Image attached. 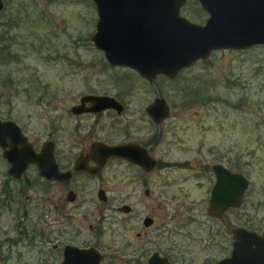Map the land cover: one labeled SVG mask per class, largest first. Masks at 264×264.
<instances>
[{
	"label": "rangeland",
	"instance_id": "1",
	"mask_svg": "<svg viewBox=\"0 0 264 264\" xmlns=\"http://www.w3.org/2000/svg\"><path fill=\"white\" fill-rule=\"evenodd\" d=\"M3 1L0 36H4L2 44L10 47L14 57L0 64V120L17 123L40 152L48 140H72L74 122L68 110L81 93L134 94L138 104L154 96L163 98L171 114L161 123L160 151L172 168L148 176L152 183L148 187L150 197L142 191L130 198L131 203L135 202L138 219L133 224L138 229L129 231V236L122 226H117L115 232L108 231L106 206L86 191L97 188L99 181L82 180L86 188H81L82 207L73 223L76 227H68V234L61 235L64 229L60 223L47 222L53 216L49 215L57 212L44 203L35 167L27 172L32 190L17 195L16 189L21 186L12 183L14 200L11 207L3 208L2 191L4 185H10V165L0 149V264H61V250L54 251L53 246L67 241L101 250L105 255L102 264H138L137 257L126 259L125 252L130 254L133 248L122 249L123 237L136 239V233L143 232L146 216L156 219V229L162 226L164 217L173 210L171 191L191 186L186 181V165L177 164L189 158H207L211 164L220 158L226 162L239 158L236 166L250 182L241 213L264 230V46L220 50L207 62L197 61L181 71L176 78L160 75L151 83L135 71L111 67L104 52L96 48L91 40L98 23L93 0ZM181 13L199 25H205L209 18L198 0H187ZM60 125L66 135L59 133ZM148 127L146 124V130ZM122 136L123 132L111 131L112 139L121 140ZM124 168L117 163L104 177V185L112 194L109 197L118 206L124 199L118 194ZM204 197L206 187L191 197L199 201V210H203L200 203ZM91 226L100 228V234L92 233ZM76 228L80 235L75 236ZM156 229L149 230L154 238ZM20 232L26 233L23 238ZM174 237L184 240V235L171 231L162 234L159 242L164 252L174 250ZM136 244L139 246V242ZM172 254L180 262L181 257H176L175 251ZM196 254L193 262L201 264L204 255Z\"/></svg>",
	"mask_w": 264,
	"mask_h": 264
},
{
	"label": "flooded vegetation",
	"instance_id": "2",
	"mask_svg": "<svg viewBox=\"0 0 264 264\" xmlns=\"http://www.w3.org/2000/svg\"><path fill=\"white\" fill-rule=\"evenodd\" d=\"M110 66L113 67L112 65ZM127 69L135 71L130 68ZM137 74L140 75L139 73ZM135 96L137 95L109 94L106 92H85L79 94L78 102L70 108V111L68 110L69 114L67 113L68 117L74 122L72 140L70 142L48 140L44 143L40 152L35 150V147L29 142L28 137L22 132L18 124L12 121L21 129L28 143L33 146V150L37 154L42 152L45 145L52 144V153L57 165L56 171L59 174V178L48 179L41 176L38 167L34 164L28 166L21 178H16L10 174L11 165L4 157V150L0 147L3 158L10 165L7 176L10 185L7 188L4 185L2 191V195L5 196L4 200H2L3 208L11 207V203L14 200L15 190H13L12 183L21 186L20 188L15 187L17 188V195H23L25 192L32 190L33 182L28 178L27 172L30 168L35 167L42 182L44 203H46L48 209L54 208L57 212L49 215L53 216L48 217L47 222L49 224L60 223L64 229L63 231L60 230L62 231L61 235L68 234V227H76L73 223L74 221L76 222V217L81 210L82 191L86 188L84 184H81L82 180L99 181L97 188H87L86 191L92 192L90 195L97 197L106 206V211L109 213V232H115L117 226L118 228L121 226L123 229L125 228L127 236L130 234L129 231L137 230L138 227L133 224V220L138 219L135 202L131 203L129 201L130 198L141 194L142 191L145 196L150 197L151 190L148 187L152 183L147 180L148 176L161 170L171 169L172 166L170 162L165 161L161 156L160 147L163 137L160 130L161 124H158L148 113V108L154 105L158 97L154 96L149 102L138 104ZM93 98H111L116 101V104L112 108H105L98 102L94 103ZM139 105H141L140 108H138ZM75 112L80 113L77 114ZM146 124L149 125V130H146ZM62 126L58 127V131L65 134L61 132ZM155 127L159 129L158 132L153 130ZM114 130L119 133L123 132L121 140L111 138V131ZM133 132L137 133V135ZM98 144L107 147L124 146L132 150L131 154L137 155L140 149H143L150 159L155 161L156 165L150 171H147L131 155L130 157L121 158L110 157L106 160L103 167H100L98 164L99 158L94 151V147ZM238 160L239 158L226 162L223 158H220L211 164L207 158H189L185 163L177 162V164L186 165V170L188 171L186 181L191 182L189 184L192 187L189 185V188L187 187L186 189L184 186H180L171 191L173 210H171L172 213L169 216L167 213L164 217L162 226L156 229L158 225L156 219L146 216L142 224L144 227L143 232L136 233L135 241L127 236L123 237L122 249L125 251L133 248L132 253L125 252L126 259L137 257V259H140L138 264H148L149 260L157 254L161 258L166 259L168 264H195L193 262L195 260L194 255L197 256L196 252H201L204 255V260L201 264H219L232 258L235 249L234 245L237 242L236 231L238 229H245L263 235L264 230L257 228L251 218L247 215L243 216L241 213L248 190L245 192L243 202L239 207L233 206L222 212L215 210L213 207L212 198L218 182V171H223L222 169L229 171L230 175H233L231 178L234 179L231 182L232 187L234 191L237 190L238 184L235 182V176L243 175L240 172V168L236 166L239 163ZM117 163H122L125 166L121 179L122 190L118 193L124 198L121 206L114 204L112 198L109 197L112 196L110 190L104 185L106 171ZM99 167L100 169L97 172ZM203 187H206V197L200 203L203 206V210H199L197 208L199 201L191 197L194 192ZM81 188L83 189L82 191ZM84 202L87 203V200ZM26 212L27 210L24 213ZM54 214L58 215V220L54 219L56 216ZM90 229L93 230L92 233H97V235L101 232L100 228L94 229L91 226ZM152 229H156L154 233L157 234V238L150 235L149 230ZM170 231L175 235H184V240L180 242L178 238L174 237V244L176 245L173 248L174 250L164 252L160 246L159 239L162 234ZM20 234L21 238H23L26 233L20 232ZM77 235H80V232L76 228L75 236ZM136 241L139 242V246ZM18 244L19 242L16 241L15 245ZM75 244L74 241H67L64 245L53 246L54 251L61 250V264L64 262L65 251L68 247L79 249L94 248L103 256L101 264L103 263L105 255L101 250L92 246H77ZM133 245L138 248L133 247ZM110 250L113 251V246ZM174 251L177 254L176 257H181L180 262H177V259L172 254ZM116 252L119 253L118 251ZM112 256H114V253H112Z\"/></svg>",
	"mask_w": 264,
	"mask_h": 264
},
{
	"label": "water",
	"instance_id": "3",
	"mask_svg": "<svg viewBox=\"0 0 264 264\" xmlns=\"http://www.w3.org/2000/svg\"><path fill=\"white\" fill-rule=\"evenodd\" d=\"M93 1L98 23L91 40L96 48L104 52L113 67L133 69L151 83L160 75L176 78L181 71L197 61L207 62L220 50L242 51L264 46V0H198L209 14L205 25L193 23L182 15L187 0ZM3 9L4 2L0 0V13ZM93 102L105 108L116 104L111 98H93ZM148 113L158 124L171 114L163 98H158ZM0 147L11 165L10 174L16 178H21L30 164L36 165L43 177L59 178L52 144L45 145L37 154L14 122L0 120ZM94 151L100 167L110 157L131 155L147 171L156 165L143 149L137 155L124 146L98 144ZM222 170L218 171L212 198L214 209L220 212L241 206L250 186L247 178L236 175L238 188L234 191L233 175ZM236 238L232 258L219 264H264V234L238 229ZM102 260L103 256L94 248L68 247L63 264H101ZM148 264H168V261L156 254Z\"/></svg>",
	"mask_w": 264,
	"mask_h": 264
},
{
	"label": "trees",
	"instance_id": "4",
	"mask_svg": "<svg viewBox=\"0 0 264 264\" xmlns=\"http://www.w3.org/2000/svg\"><path fill=\"white\" fill-rule=\"evenodd\" d=\"M4 41H5L4 36H0V64H3L4 61H7L9 60V58L14 57V55H12V53L10 52V47L8 45L2 44V42Z\"/></svg>",
	"mask_w": 264,
	"mask_h": 264
}]
</instances>
